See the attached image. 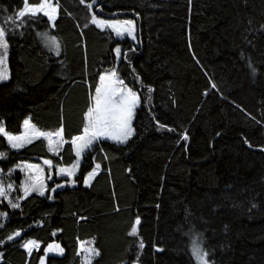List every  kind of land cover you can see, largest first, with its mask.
Returning a JSON list of instances; mask_svg holds the SVG:
<instances>
[{
    "label": "trees",
    "instance_id": "16d2710c",
    "mask_svg": "<svg viewBox=\"0 0 264 264\" xmlns=\"http://www.w3.org/2000/svg\"><path fill=\"white\" fill-rule=\"evenodd\" d=\"M89 3L58 0L54 27L43 17L16 28L5 17L23 0H0V26L15 33L10 78L0 82V121L14 134L23 131L25 118L48 132L62 122L70 141L83 127L97 74L116 67L141 95L135 135L126 146L98 144L83 157L74 185L51 192L61 183L54 178L46 193L52 200L32 194L12 209L0 198V213L7 214L0 216V240L21 231L15 243L0 246V264H39L53 241L64 255H47L45 264H81L78 240H94L100 256L92 264H196L193 234L210 264H264V0H95L91 11ZM93 13L133 20L136 41L97 28ZM45 30L58 37L59 56L36 36ZM117 45L131 67L123 59L117 64ZM184 132L187 140L180 139ZM0 152L6 153L3 171L21 161H75L69 143L54 156L44 138L14 150L0 135ZM94 163L101 168L85 186ZM137 216L139 235L130 237ZM27 239L39 241L40 250L29 255L21 247Z\"/></svg>",
    "mask_w": 264,
    "mask_h": 264
},
{
    "label": "snow or ice",
    "instance_id": "6c2138e0",
    "mask_svg": "<svg viewBox=\"0 0 264 264\" xmlns=\"http://www.w3.org/2000/svg\"><path fill=\"white\" fill-rule=\"evenodd\" d=\"M83 4L85 0H80ZM95 0H93V3ZM93 3L87 5L89 11L93 8ZM58 14V0L57 3H53V0H39L38 3H30L29 0H23V7L15 12L14 16H6L5 19L9 23L19 27H32L38 23L43 17H47L48 22H53ZM19 21V23H17ZM90 23L97 28H109L117 37L123 36L125 33L133 40L136 39L134 35V21L131 19L119 20V19H100L95 13L92 14ZM55 26L54 24L52 25ZM87 27V25H85ZM264 27V26H262ZM6 27L0 26V81H5L9 78L7 71V57L9 49V41L11 35ZM22 35V33H20ZM36 36L39 38L43 46L48 49L49 52L59 56L61 53V45L58 37L52 35L49 31H37ZM130 49L129 51H133ZM113 52L117 62L121 61L128 63L127 51L122 53V49L117 45ZM252 75H256L257 69L253 67L252 63L248 64ZM134 72V69H133ZM98 79L91 87L94 88L89 96V102L86 111L83 112V127L79 134L70 138V141L65 139L63 123L61 122L60 128L54 132L41 131L33 124L30 118H25L22 123L23 131L18 134L11 133L6 130L2 121H0V135H2L11 149H22L28 144H32L34 140L43 137L47 140V149L54 156L59 155L65 143H69L71 151L75 154V161L70 166H62L54 164L52 159L43 158V165L47 166V177L45 176V168L38 163H29L26 161L18 162L13 165V168L9 169V174L16 168L25 173V179L19 186V191L23 195L16 198L14 202L9 198V193L16 190L12 182L6 185L3 181H0V197L7 200L8 206L12 209L20 208V200L29 197L32 193H36L40 197H45L48 200H52L51 194L46 195L49 192L48 181H54V177L61 178V183H54L50 191L55 192L57 189L63 188L65 183L68 185H74L76 180L73 177L81 165V160L84 156L90 155L94 151L98 144L104 141H112L117 146H126L130 139L133 137L135 129L133 127V121L137 114V110L141 107V95L137 91L133 90V87H129L125 83V80L121 77L118 68L113 67L108 71L100 72L97 74ZM136 82H140L139 75H135ZM144 87V85H141ZM215 88L216 85L212 84ZM153 88L147 86V93L151 94ZM150 96L145 101L148 103ZM158 128H166L164 124H160L157 121ZM168 131L174 132V128H168ZM55 137V139H53ZM181 140H187L188 135L186 132L180 135ZM251 146V145H249ZM100 152H104L101 147ZM6 153L0 152V158H5ZM107 159V156L104 157ZM95 162V157H92ZM101 168L100 163H94V167L87 172L83 177V184L89 185L90 181L97 175L98 170ZM0 173H3V169H0ZM66 178V179H65ZM6 213H0V216H6ZM83 219V217L81 218ZM140 224V218L137 216L132 222L130 230L127 235L130 237H138V225ZM55 235V232H53ZM21 236L20 230H15L7 235L4 239L0 240V246L5 242L15 243V238ZM190 251L191 255L195 258L196 264H210L208 259L209 253L203 248L202 240L198 238L196 234H193L190 238ZM77 255H83L82 264H92L94 258L100 256V251L94 246V240L87 242L77 241ZM21 247L31 254L33 249L39 250L40 242L35 239H27L21 244ZM145 244L143 240H139L138 248L143 249ZM159 250V249H157ZM64 248L57 242H49L46 247H43V255L39 257V264H45V257L49 253L63 254ZM2 253H0V259H2ZM138 259V257H137ZM135 264V262H134Z\"/></svg>",
    "mask_w": 264,
    "mask_h": 264
},
{
    "label": "rangeland",
    "instance_id": "374dc122",
    "mask_svg": "<svg viewBox=\"0 0 264 264\" xmlns=\"http://www.w3.org/2000/svg\"><path fill=\"white\" fill-rule=\"evenodd\" d=\"M98 18H100V19H105V18H102V17H99V16H97ZM119 20H124V19H119ZM52 24H53V22H52ZM103 29H109V28H103ZM111 30V29H110ZM134 35H135V37H136V23L134 22ZM118 38H128V39H130L131 41H136V39L135 40H133L131 37H129V36H127V34L125 33L123 36H120V37H118ZM120 48H121V46H119ZM122 49V48H121ZM122 59V58H121ZM121 62V61H120ZM120 62H117V64H119ZM7 64H8V62H7ZM7 71H8V75H9V67H8V65H7ZM108 71V70H107ZM9 78H10V75H9ZM9 78L7 79V80H9ZM7 80H5V81H7ZM0 82H4V81H0ZM130 87V86H129ZM134 90V89H133ZM31 120V119H30ZM134 121H135V118H134ZM134 121H133V127H134ZM32 122V121H31ZM33 123V122H32ZM34 124V123H33ZM5 126V125H4ZM38 128V127H37ZM38 129H40V128H38ZM41 130V129H40ZM42 131V130H41ZM134 135H135V132H134ZM134 135H133V137H134ZM132 137V138H133ZM41 138H43V137H41ZM131 138V139H132ZM40 139V138H39ZM53 139H55V137H53ZM130 139V140H131ZM37 140V139H36ZM36 140H34V141H36ZM33 141V142H34ZM108 142H111V143H114V142H112V141H108ZM48 143V142H47ZM115 144V143H114ZM29 145V144H28ZM27 146V145H26ZM14 150H16V149H14ZM20 150V149H19ZM6 158V157H5ZM5 158H3V159H5ZM26 162H29V163H38V164H41V166L42 167H44L45 168V176L47 177V166H45V165H43V163H40V162H31V161H26ZM82 162H83V158H82V160H81V165H82ZM81 165H80V167H81ZM80 167H79V169H78V171H77V173H76V175L79 173V170H80ZM1 169V168H0ZM99 172V171H98ZM97 172V173H98ZM54 178H56V179H61V178H59V177H54ZM95 178V177H94ZM94 178L90 181V183H89V185H87V186H90L91 184H92V182H93V180H94ZM25 179V173L24 172H22V171H20V169L19 168H16L13 172H11L10 174H9V171H3V173H0V181H3V183L6 185L7 183H9V182H12L13 184H14V187H15V189L16 190H14V191H11L10 193H9V198L10 199H12L13 201H16V198L18 197V195L21 193L22 195H23V193L22 192H20L19 191V186H20V184H21V182L23 181ZM66 179V178H65ZM73 179H74V177H73ZM46 183L48 184V185H50V183H51V181H48V180H46ZM47 193V192H46ZM32 194H36V193H32ZM31 194V195H32ZM0 198H2V197H0ZM7 201V200H6ZM63 256L64 255V252H63V254H59V253H49L48 254V256ZM82 264V263H81Z\"/></svg>",
    "mask_w": 264,
    "mask_h": 264
},
{
    "label": "built area",
    "instance_id": "2783aa9c",
    "mask_svg": "<svg viewBox=\"0 0 264 264\" xmlns=\"http://www.w3.org/2000/svg\"><path fill=\"white\" fill-rule=\"evenodd\" d=\"M40 246H41V244H40ZM40 249V248H39ZM36 251H38L37 249H33L32 251H31V254H33L34 252H36ZM28 252V251H27Z\"/></svg>",
    "mask_w": 264,
    "mask_h": 264
},
{
    "label": "bare ground",
    "instance_id": "6f19581e",
    "mask_svg": "<svg viewBox=\"0 0 264 264\" xmlns=\"http://www.w3.org/2000/svg\"><path fill=\"white\" fill-rule=\"evenodd\" d=\"M41 244V243H40ZM27 252V251H26Z\"/></svg>",
    "mask_w": 264,
    "mask_h": 264
},
{
    "label": "water",
    "instance_id": "95a60500",
    "mask_svg": "<svg viewBox=\"0 0 264 264\" xmlns=\"http://www.w3.org/2000/svg\"><path fill=\"white\" fill-rule=\"evenodd\" d=\"M1 159V158H0Z\"/></svg>",
    "mask_w": 264,
    "mask_h": 264
}]
</instances>
